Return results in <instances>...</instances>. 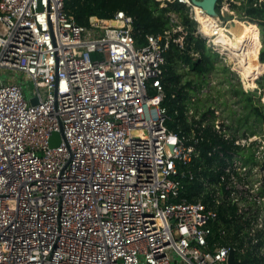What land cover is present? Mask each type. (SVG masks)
Here are the masks:
<instances>
[{"label": "built area", "instance_id": "built-area-1", "mask_svg": "<svg viewBox=\"0 0 264 264\" xmlns=\"http://www.w3.org/2000/svg\"><path fill=\"white\" fill-rule=\"evenodd\" d=\"M159 1L183 4L195 34L231 54L219 35L233 0L218 18L192 0ZM133 30L123 10L79 25L64 0H0V264H230L231 251L264 264V172L256 188L250 179L262 162L227 159L213 204L180 198L196 146L166 126L162 66L184 36L137 45ZM11 73L33 82L30 98ZM220 203L245 220L226 244L215 238Z\"/></svg>", "mask_w": 264, "mask_h": 264}, {"label": "trees", "instance_id": "trees-1", "mask_svg": "<svg viewBox=\"0 0 264 264\" xmlns=\"http://www.w3.org/2000/svg\"><path fill=\"white\" fill-rule=\"evenodd\" d=\"M238 1L239 4L231 1V8L236 9L241 19H246L247 22H243L252 27H258V24L264 39V0ZM218 2L219 10L222 0ZM64 7L79 25H88L91 15L111 18L117 11H125L133 17L137 45L145 44L149 34L170 31L173 39L184 36L183 48L174 40L170 41L162 66V105L167 110L166 126L182 136L187 144L196 146L193 161L189 166H183L184 170L191 169L195 177H182L180 198L213 204L217 192L221 193L225 189L221 174L227 159L238 156L245 165L260 163L257 149L262 145V141L253 140L240 144L235 141L238 138L248 139L249 134H258L264 139V102L261 101L264 94V75L258 80L260 87L255 91L244 90L239 82L236 85L233 82L235 74L227 75L230 83L227 93L235 99L239 110L233 111L231 123L221 122L226 132L231 133L226 138L216 129V106L210 105L209 98H202L200 93L209 81V73L217 68L220 59L218 53L208 45L206 38L195 34L198 23L189 15L187 7L178 1L162 6L159 0H64ZM178 25L183 29L174 31ZM258 53L259 50L255 58L258 63L257 74L264 65V46L259 56L261 62ZM226 69L228 71V68ZM260 89L261 92L258 93ZM219 150L223 151V154H220ZM208 182L210 186L207 188L205 185ZM262 185L260 193H264V182ZM217 207L219 219L215 227V230L218 229L215 238L221 244H226L229 239L236 237L245 220L242 221L243 215L236 212L238 207L235 205L220 203ZM221 228L227 229V237L222 238L219 233Z\"/></svg>", "mask_w": 264, "mask_h": 264}, {"label": "rangeland", "instance_id": "rangeland-1", "mask_svg": "<svg viewBox=\"0 0 264 264\" xmlns=\"http://www.w3.org/2000/svg\"><path fill=\"white\" fill-rule=\"evenodd\" d=\"M239 4L238 0H234ZM224 4V15H221V19L225 22L227 20L231 19H238L240 21H246V19H241L236 9H232L231 5L227 6ZM223 9V7H222ZM247 22V21H246ZM235 22L231 21L227 24V28H231ZM245 23V22H243ZM199 24V23H198ZM247 26H249L250 29H252L255 33V40L252 42L253 48H254V54L252 58L256 60L257 52L258 58L260 56V51L262 47L264 46V39H263V33L261 27L256 24L258 27H252L251 25L245 23ZM205 29V28H204ZM222 49V50H221ZM214 51L218 53L219 56V63L217 64V68H215L211 73H209V81L206 83L203 87V89L200 91L201 97L203 98H209L210 105L216 106V115L217 123H221L222 121H226L227 123H231V119H233L234 114L233 111L239 110V106L235 103V99L227 93V90L230 88V83L227 79V75H233L235 74V77H233V82L237 85L239 82L241 87L246 91H255L259 89L260 84L258 83V80L261 78L262 75H264V65L262 66V70L257 74V65L253 64L252 60L248 64V68L243 71L240 69L239 64L236 61V57L232 56L227 49L221 48ZM260 61V58H259ZM257 62V60H256ZM261 62V61H260ZM228 68V71H226ZM226 69V70H225ZM13 75V78L16 79L19 83L23 84V88L26 92V96L28 98L31 97V94L34 90V84L32 81H29L25 75L20 73H11ZM7 73L3 72L2 77L7 78ZM248 77L252 78L249 79ZM250 80L252 84H250ZM255 82V84H254ZM261 92V89L258 90V93ZM194 100L196 98H193ZM261 101L264 102V94L261 96ZM264 128V124H263ZM242 131V130H241ZM253 140L262 141V145L257 149V156L260 158V163L264 160V139L261 137V135L258 134H249L248 139H242L243 142H251ZM252 165V164H251ZM250 165V166H251ZM260 166V165H259ZM259 166L255 167L254 174L250 177L252 181H255L257 178H260L261 175H259ZM258 182L255 181L254 187L256 188L258 186Z\"/></svg>", "mask_w": 264, "mask_h": 264}, {"label": "bare ground", "instance_id": "bare-ground-1", "mask_svg": "<svg viewBox=\"0 0 264 264\" xmlns=\"http://www.w3.org/2000/svg\"><path fill=\"white\" fill-rule=\"evenodd\" d=\"M235 23L228 31L221 29L219 39L225 46L230 47L231 55L236 57L240 69L245 71L249 62L257 65L256 60L252 58L254 48L252 42L255 40V33L242 21L235 19ZM202 23H207L206 18H202Z\"/></svg>", "mask_w": 264, "mask_h": 264}, {"label": "water", "instance_id": "water-1", "mask_svg": "<svg viewBox=\"0 0 264 264\" xmlns=\"http://www.w3.org/2000/svg\"><path fill=\"white\" fill-rule=\"evenodd\" d=\"M192 2L200 6L206 14L211 15L215 18H218L220 16L218 9H217L218 0H192ZM31 103H37V99L32 98ZM62 136H63L62 132L53 131L49 137V146L50 147L58 146L61 142ZM260 169L262 172H264V161H262ZM229 262L230 264H247L248 260H244V261L235 260L234 253L233 251H231Z\"/></svg>", "mask_w": 264, "mask_h": 264}]
</instances>
